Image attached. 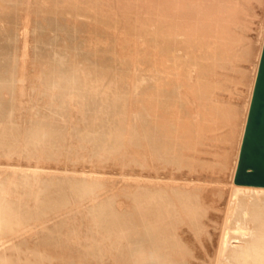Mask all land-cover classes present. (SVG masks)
Listing matches in <instances>:
<instances>
[{"label":"rangeland","instance_id":"374dc122","mask_svg":"<svg viewBox=\"0 0 264 264\" xmlns=\"http://www.w3.org/2000/svg\"><path fill=\"white\" fill-rule=\"evenodd\" d=\"M263 33L264 0H0V129L13 125L14 129L11 126L9 130L12 136L16 135L11 137V140L14 139L12 142L10 139L7 144L0 142V264H120L123 262L120 257L125 252L123 248H127L124 237L128 228L127 231L121 228L126 222L122 223L127 218L126 212L130 211L128 191L131 188L140 191L145 184L143 178L154 182L160 180L158 186L162 188L164 185L179 187L181 184L183 187L185 180H176L180 177H194L199 182L204 180V183L209 179V189H220V193L227 191L218 194V198L214 196V201L209 203L210 208L208 204L203 207L205 221L199 217V226L203 225V228L177 225L173 230L174 240L186 241L184 245L180 244L185 248L188 260L201 264L208 262L206 259H214L217 246L213 252L212 247L214 249L216 240L219 241L220 226L230 212L231 180ZM233 108L237 113L235 119L227 115L230 110L234 111ZM3 116L7 117L5 121ZM161 118L163 123L166 119L162 127L165 135L178 146L180 141L188 143V149L183 153L188 154V160L194 157L191 162L199 161L194 164L196 170H190L192 173H186L189 172L187 168L185 174L181 168L179 172L175 163L166 166L156 162L162 166L158 165L159 168L165 167L160 174L157 173L162 169L157 170L159 168H154L152 164V168H146L153 171L145 168L139 155L143 148L138 146L143 139L142 126L146 120L152 125L155 119ZM15 123L18 132H15ZM30 131L41 133L37 138L35 135L33 143L28 136L35 132ZM46 132L49 139L45 136ZM51 132H60L63 137L52 140L48 134L51 135ZM100 132H107L104 135L107 134L108 138L118 136L122 143L111 144L122 149L114 147L119 150L114 152L110 144L106 146L109 150L105 147L100 150V146L92 142L97 135L103 136ZM24 133H30L26 135L28 140ZM178 134L183 137L178 138ZM84 135L93 137L90 139ZM201 137L204 140L200 141ZM193 148L199 150L196 152ZM109 153L112 160L111 157L108 160ZM130 160L132 167L126 163ZM138 161L142 162V166ZM205 162L215 164H206L209 170L203 169ZM224 163L226 167L223 168ZM200 165L202 170L198 168ZM170 169L173 172L177 170L179 176ZM168 170L172 172H168L169 177ZM74 174L78 179L75 180L77 183L73 180V184L79 186L71 182ZM65 176L73 187L66 183ZM172 176H176L174 180ZM60 178L61 183L57 182ZM62 182H65L64 186H70L62 187ZM154 182L152 186H155ZM48 183L54 184H50L52 188L47 190L45 185L48 186ZM87 183H92L89 186L94 188L93 191ZM122 190L128 194L122 193ZM77 191L84 193L77 195ZM43 198L48 199L46 208ZM94 203L97 205L94 206ZM106 203L117 207L108 208ZM122 204L126 207L125 215ZM9 206L11 209L13 206L15 216L5 215L4 211ZM102 206L107 208V213L100 211L104 210ZM94 210L97 214L101 212L102 219L97 218L94 212V215L91 214ZM113 211L116 215L122 212L120 214L126 218L120 214L119 217H112ZM16 212H20L19 215L24 213V216ZM104 212L110 213L109 219ZM111 217L121 220L116 222ZM106 219L108 224L113 220L111 224L114 227L116 222L119 229L105 225ZM201 220L209 225H204ZM41 226L44 230H40ZM197 229L200 233L206 232L201 234L206 238L203 237L202 242L200 236L196 237L202 245L194 238L200 235L196 233ZM45 231L49 235L46 236ZM121 232L127 233L120 238ZM207 237L212 239H209L210 244ZM50 239L55 240L56 245L51 242V246ZM117 242L120 247L125 245L117 249L118 253L115 251L119 248ZM113 244L117 247H112ZM202 246L211 250L205 252ZM119 252L123 255L120 256ZM46 253L50 254L49 257ZM39 255H43L45 260ZM116 257H119V263Z\"/></svg>","mask_w":264,"mask_h":264},{"label":"bare ground","instance_id":"6f19581e","mask_svg":"<svg viewBox=\"0 0 264 264\" xmlns=\"http://www.w3.org/2000/svg\"><path fill=\"white\" fill-rule=\"evenodd\" d=\"M263 43H264V33H263V37H262V40H261V44H260V48H259V54H258V59H257V62H256V65H255V69H254V76H253V79H252V83H251V96H250V102H251V98H252V93H253V88H254V83H255V79H256V75H257V70H258V66H259V61H260V56H261V52H262V47H263ZM253 50V49H252ZM3 51V50H2ZM1 51V52H2ZM250 51H251V49H250ZM5 52V51H4ZM61 58V57H60ZM164 61V60H163ZM78 68H79V66H78ZM82 68V67H81ZM80 69V68H79ZM60 70H63L62 68L60 69ZM64 70H67V69H65L64 68ZM63 70V71H64ZM77 70V69H76ZM62 71V73H65V72H63ZM79 71H81V70H79ZM67 72V71H66ZM145 79V78H144ZM147 82H149V81H147ZM145 85H146V83H145ZM146 87H147V85L144 87L145 89H146ZM150 90V89H149ZM149 90H146V92H148ZM249 107H250V103H249V105H248V111H249ZM2 109V108H1ZM234 109V108H233ZM4 110H2L1 112H3ZM233 111V110H232ZM231 110L229 111V113L227 114L228 115V118H231V119H235V115L237 114L236 112H235V109H234V111L232 112ZM248 111H246V117H245V123H244V128L242 129V133H241V137H240V142H239V147H238V156H237V159H236V162H235V168H234V173H233V176H232V180H231V184H232V188H231V194H230V199H229V210H230V212H228V214H227V216H225V219L223 220L224 221V224H223V226L221 227L220 226V228H221V232L219 231V233H220V238H218L219 239V241H217L216 240V245L214 246V249H213V247H212V252L215 250V247L217 246V248H216V252L214 253V255H213V257H214V259H211V261H209V259H206V257H204L208 262H210V264H264V187H259V186H245V185H237V184H235L234 183V176H235V172H236V168H237V164H238V159H239V153H240V147H241V143H242V138H243V134H244V130H245V125H246V121H247V116H248ZM2 114V113H1ZM4 114V113H3ZM226 115V116H227ZM4 116L2 117V120H4ZM7 118V117H6ZM5 118V119H6ZM227 119V118H226ZM226 119H224V122L226 123V121H228V119L226 120ZM230 119V120H231ZM162 118L159 120V119H155V122H154V124H150V122H149V120H146V121H144V123H143V129H142V133H143V135L141 136V137H143V139L141 138V141H140V143H139V147H141V149L143 148V150L141 151L140 149V151H141V153L139 154V155H141L142 156V158H143V160H142V162H143V164L145 165V168H146V166L148 167L149 166V168L151 167L150 166V164H152V165H154V168L156 167V169L157 168H159L161 165H159V164H156V162L157 163H160V164H165L166 166H168V165H171L172 166V164H174L175 163V165H177L178 166V168L176 167V166H173V167H176L177 169H178V171H179V169L180 170H182L181 172H185V168H187L186 170H189V172H186V173H192V171L190 172V170H193V168L196 170V168H197V166H195L194 164H196L197 162H199L198 160H195V163L194 162H191L192 160H193V158L189 161L188 160V154L186 155L185 153H183V150H186V149H188V143L187 144H185V142H182V141H180V144H179V146L177 145V144H175V143H173L172 141H171V139L167 136V135H165L166 133L162 130V127H164L163 126V124H165V122H166V119L164 120V123L162 122ZM226 120V121H225ZM5 121V120H4ZM0 122H2L1 121V119H0ZM103 122V121H102ZM102 122H101V124H102ZM2 124H4L5 125V123H2ZM99 124H100V122H99ZM4 125H3V127H4ZM102 125H104L105 126V124H102ZM101 125V126H102ZM7 126V125H6ZM5 126V127H6ZM9 126V128L11 127V126H13V125H8ZM15 126H16V123H15ZM104 126H102V127H104ZM4 127V128H5ZM102 127H100V128H102ZM1 128H2V126H1ZM4 128L2 129L3 131H4ZM9 128L8 127H6V131H2L1 129V133H0V142H5L6 144H7V142L6 141H8L9 139L11 140V137H15L16 135H14V136H12V134H11V131L9 130ZM18 128H19V126H18ZM11 129V128H10ZM14 129V126L12 127V130ZM7 130H9V131H7ZM16 130V131H15ZM14 131L15 132H18L17 131V126H16V129H15ZM101 130V129H100ZM214 129L212 128V131H213ZM13 131V132H14ZM211 131V132H212ZM12 132V133H13ZM14 132V133H15ZM23 132H25V131H23ZM30 132H35V131H30ZM206 132V131H205ZM13 133V134H14ZM22 133V132H21ZM101 133V132H100ZM104 133H107V132H104ZM104 133L102 132L101 134H103V136H100V135H97L96 137H94V138H92L93 136H90L91 138H92V140H90L91 138L89 137V136H87V135H84V136H87L86 138H90L89 140V142L91 143V141L92 142H94L95 141V144L96 145H98V146H100V150H101V148L102 147H105L104 149H106V150H109V149H107L106 148V146L107 145H110L111 143L112 144H114V145H120V143H122L119 139H118V136H113V137H111L110 136V138H108V136H107V134H106V136L104 135ZM20 134V133H19ZM30 134V133H29ZM28 134V135H29ZM39 134H41V133H32V135H31V137L30 136H28L27 135V133H26V135L28 136V138H30L29 140L32 142H34V139H35V135H36V138H37V136L39 135ZM47 134V132L45 133V136L49 139V137H48V135H46ZM49 134V136H51L50 137V139H52V140H56V139H58L59 140V138H61V137H63V135H60V132H51V135H50V133H48ZM18 135V134H17ZM22 135V134H21ZM23 135H25V133L23 134ZM24 136L25 137V139H26V137L27 136ZM42 135H44V134H42ZM42 135H40V136H42ZM74 135V134H73ZM179 135V134H178ZM206 135H208V132L206 133ZM44 136V137H45ZM61 136V137H60ZM75 136V135H74ZM78 136H80L79 134H78ZM214 136V135H213ZM39 137V136H38ZM76 137H77V135H76ZM82 137V136H81ZM178 138L180 137H183V135L182 134H180L179 136H177ZM204 137V136H203ZM203 137H201V138H203ZM210 137V136H209ZM17 138V137H16ZM78 138V137H77ZM83 138V137H82ZM82 138H81V140H82ZM200 138V139H201ZM206 138H207V136H206ZM210 138H212L213 139V137H210ZM39 139V138H38ZM78 139H80V138H78ZM199 139V140H200ZM209 139V138H208ZM14 140V139H13ZM13 140H11V142L13 141ZM26 140H28V139H26ZM83 140H85V139H83ZM202 140H204V138L203 139H201L200 141H202ZM215 140V139H214ZM207 141V140H206ZM208 141H210V140H208ZM212 141V140H211ZM10 142V141H9ZM32 142V143H33ZM5 143H4V148H6L5 147ZM29 143V142H28ZM31 143V144H32ZM94 144V147L96 146ZM111 144V145H112ZM189 146H191L192 147V145H191V143L189 142ZM201 144V143H200ZM9 145V147L11 146L12 147V145L11 144H8ZM7 146V145H6ZM92 146H93V144H92ZM97 146V147H98ZM194 146V145H193ZM196 146V145H195ZM0 147H1V144H0ZM109 148L111 147V146H108ZM112 147H113V145H112ZM111 147V148H112ZM114 147H118V146H114ZM113 147V150L115 149ZM3 148V147H2ZM3 148V149H4ZM118 148H121L120 146L118 147ZM200 148H202V147H200ZM10 149V148H9ZM92 149H93V147H92ZM122 149V148H121ZM189 149H190V147H189ZM192 149V148H191ZM190 149V150H191ZM194 149V148H193ZM196 149H197V146H196ZM204 149V148H203ZM209 149V148H208ZM5 150V149H4ZM96 150H98V154H99V149H97L96 148ZM95 150V152H97ZM106 150H103V152L104 151H106ZM111 150V152H112V149H110ZM119 151L118 149H115L114 150V152L115 151ZM195 150V149H194ZM193 150V151H194ZM199 150V149H198ZM197 150V151H198ZM94 151V150H93ZM122 151V150H121ZM188 151V150H187ZM192 151V150H191ZM196 151V150H195ZM196 151V152H197ZM200 151H202V150H200ZM211 151V149L209 150V152ZM107 152V151H106ZM105 152V153H106ZM110 152V151H109ZM114 152H112L111 154H113ZM204 152H205V149H204ZM203 152V153H204ZM116 153H119V152H116ZM116 153L114 154V156L116 155ZM188 153L190 154L191 152H189L188 151ZM202 153V152H201ZM202 153V154H203ZM206 153V152H205ZM208 153V152H207ZM94 154V153H93ZM106 154H108V153H106ZM120 154V153H119ZM194 154V153H193ZM192 154V155H193ZM109 155H110V153H109ZM197 155H199V153L197 154ZM208 155V154H207ZM206 155V156H207ZM220 155V154H219ZM224 155V154H223ZM108 156V155H107ZM199 156H201V155H199ZM205 156V157H206ZM210 156V155H209ZM225 156V155H224ZM223 156V157H224ZM111 157V160H112V156L110 155L109 157H108V160H109V158ZM115 157H117V156H115ZM118 157H119V155H118ZM120 157H122V156H120ZM140 157V156H139ZM190 157H192V156H190ZM202 157L204 158V155H202ZM211 157V156H210ZM220 157H222V156H220ZM141 158V157H140ZM139 158V160H141ZM197 158V157H196ZM207 158V157H206ZM116 159V161L118 160V158H114V160ZM200 159V158H199ZM202 159V158H201ZM200 159V160H201ZM224 159H225V157H224ZM119 160H120V158H119ZM151 160H153V162H151ZM208 160V159H207ZM206 160V161H207ZM128 161V160H127ZM197 161V162H196ZM204 161V160H203ZM218 161V160H217ZM224 161V160H223ZM222 161V162H223ZM131 162V160L129 161V162H126L127 164H129ZM139 162V161H138ZM142 162H139V163H141V166H142ZM208 162V161H207ZM216 162V161H215ZM126 163H124L125 164V166H126ZM139 163L137 164L138 165V167H139ZM201 163H202V161H201ZM211 163H213V162H211ZM211 163H206L205 162V164L204 165H202V167H203V169H204V167H205V165L207 164V165H211ZM131 164H133V167H134V162L133 163H131ZM213 164H215V163H213ZM212 164V165H213ZM130 165V164H129ZM143 165V166H144ZM157 165V166H156ZM158 165H159V167H158ZM164 165V166H165ZM199 165V164H198ZM219 165V164H218ZM223 165V168L224 167H226V164L224 163V164H222ZM131 166V165H130ZM136 166V165H135ZM140 166V167H141ZM217 166V165H216ZM220 166H221V164H220ZM132 167V166H131ZM162 167V166H161ZM173 167H169V168H173ZM211 167V166H210ZM127 168H129L128 166H127ZM144 168V167H143ZM144 168V169H145ZM148 168V169H149ZM152 168V167H151ZM163 168H165V167H163ZM163 168H159V169H157V170H160V169H162L159 173H157V174H160L161 172H163ZM168 168V167H167ZM184 168V169H183ZM198 168H200L201 170H202V168H201V165L198 167ZM214 168V167H213ZM223 168H222V171H223ZM133 169V168H132ZM142 169V168H141ZM141 169H140V171H141ZM147 169V168H146ZM147 169V170H148ZM155 169V171L156 172H158L157 170ZM170 169V170H171ZM174 169V168H173ZM199 169V170H200ZM205 169H208V168H206L205 167ZM216 169V168H215ZM220 168L218 167V170H219ZM129 170V169H128ZM152 170V169H151ZM150 169H149V171H151ZM167 170V169H166ZM175 170V169H174ZM209 170V169H208ZM213 170V169H212ZM129 171H132L131 169L129 170ZM153 171V170H152ZM164 171H165V169H164ZM172 171V170H171ZM171 171H166V173L168 174V172H171ZM204 171V170H203ZM207 171V170H206ZM216 171V170H215ZM45 172V171H44ZM173 172V171H172ZM171 172V173H172ZM180 172V171H179ZM196 172H198V171H196ZM207 172H209V171H207ZM212 172V171H211ZM219 172H221L220 170L217 172V173H219ZM148 173H150V172H148ZM173 173H175V174H177V170L176 171H174ZM202 173V172H201ZM206 173V172H205ZM146 174V173H145ZM154 174H156V173H153V176H154ZM157 174H156V176H157ZM164 174V177H165V173H163ZM185 174V173H184ZM184 174H183V176H184ZM193 174H194V172H193ZM215 174V173H214ZM214 174H212V176H214ZM49 175V174H48ZM67 176V175H66ZM66 176H65V179L67 180V178H66ZM68 176H71V174H68ZM140 176H141V174H140ZM142 176H143V174H142ZM147 176H148V174H147ZM173 176H174V174H173ZM172 176V177H173ZM177 176H179V174H177ZM189 176H190V174H189ZM194 176H196V174H194ZM200 176H201V174H200ZM203 176H204V174H203ZM221 176V175H220ZM72 177V176H71ZM74 177H75V174H74ZM144 177V176H143ZM163 177V176H162ZM168 177H169V174H168ZM176 177V176H175ZM175 177H173V180L175 179ZM193 177V176H192ZM215 177H217V174H216V176ZM69 178V177H68ZM76 178V179H75ZM74 179H72V184H73V180H74V183L77 181V176L75 177ZM156 178V177H155ZM166 178V177H165ZM171 178V177H170ZM169 178V179H170ZM194 178V177H193ZM193 178H176V180H185V183L184 184H186V185H184L183 187H182V184L179 186V187H176V186H166V185H164V184H162V185H164V187L162 188V186L160 187V186H158L159 185V183L158 182H160V180L157 182H154V181H152L151 179H145V178H143V182H145V184H143L144 185V187L141 189H139L140 191H138V190H136V189H138V188H136L135 190H133V188H131L130 186V188L132 189V190H130V192L128 191V193H129V195H127V196H129L128 197V199H130V201H131V203L129 202V201H127V202H129V206L128 207H130V211H128V212H126V207L125 208H122L123 209V211H124V215H125V212L127 213L125 216L127 217H125L124 215H122V214H120V213H122V212H117V214L119 213L120 214V216L122 217H124V218H126L125 220H122V223L124 222V221H126V222H124L123 224H124V226L126 225H128L127 227H125L124 228V226L122 227V225H121V223H120V225H121V229L123 230V229H125L126 230V228H128L127 230H128V233L127 232H125V234L127 233V236H125L124 237V239H126V240H124L125 242H126V244H127V248L125 249V248H123V247H125V245L124 246H122V247H120V244H119V242H117L119 245H117V246H119V248L116 246V244H113V246L112 247H117V248H112V250L114 249L115 251H116V253H118V251H117V249L119 250L120 248L122 249H124L125 250V252H124V256L122 257L121 256V254H120V252H119V254H120V258H123V262H122V259H120L121 261L120 262H122L123 264H196V263H199V261L198 262H195V263H193V258H192V260L193 261H191L190 259L188 260V256L186 255L187 253H186V250H185V248L183 249V247L181 246V244L183 243V241H179V242H177L176 240H174V237H173V230H174V228L175 227H177V225L179 226V227H181V225L182 226H184V225H186V226H188L189 228L191 227H201V226H199V224H201L200 223V218L202 217V220H204L205 221V218L203 219V217H204V214H203V210H204V208L203 207H207V206H205V204H208L209 206H208V208H210V202H213L214 201V199H215V197L219 194H222L223 192H227V191H221L222 193H220V189H217V190H212V189H209L208 188V186H209V184L207 183L208 182V180H207V182L206 183H204V182H202V181H204V180H202V181H200V182H202V183H200L199 182V180L197 181L196 179H193ZM200 178V177H199ZM203 178H205V177H203ZM210 178V177H209ZM212 178V177H211ZM65 179H63L62 178V180H65ZM71 179V178H70ZM167 179V178H166ZM213 179V178H212ZM220 179V178H219ZM65 180V181H66ZM69 180V179H68ZM68 180H67V182L66 183H69L70 185H72L71 184V182L69 181L68 182ZM76 180V181H75ZM79 180H81V179H79ZM153 180H154V178H153ZM162 180H163V178H162ZM194 180V181H193ZM197 182H196V181ZM50 181V180H49ZM58 181H60V183H61V178H60V180H57V182ZM83 181V180H82ZM81 181V182H82ZM88 181V180H87ZM86 181V182H87ZM141 181V182H142ZM165 181V180H164ZM211 181V180H210ZM53 182V181H52ZM81 182H79L78 181V183H81ZM90 182V181H89ZM151 182V183H150ZM152 182H154V184L153 185H155V186H152L151 184H152ZM192 182V183H191ZM54 183H56V182H54ZM54 183H52V184H54ZM63 183H65V182H62V185H63ZM77 183V182H76ZM84 183V182H83ZM133 183V182H132ZM210 183V182H209ZM46 184V183H45ZM49 184V183H48ZM51 184V183H50ZM50 184L47 186V185H45V187H47V188H45V189H49L48 187H51L50 186ZM51 184V185H52ZM56 184H58V183H56ZM55 184V185H56ZM69 184H66V186H68ZM140 184H142V183H140ZM69 185V186H70ZM74 186H79L78 184H73ZM73 185H72V187H73ZM82 185H84V184H82ZM81 185V186H82ZM87 185H88V183H87ZM86 184H85V186H87ZM89 185H91L92 186V183H89ZM88 185V186H89ZM133 185H135V184H133ZM143 185H140V186H143ZM56 186H61V184L60 185H56ZM56 186H54V187H56ZM66 186H62V187H66ZM85 186H83V187H85ZM94 186V185H93ZM139 186V185H138ZM61 187V188H62ZM90 187V186H89ZM134 187V186H133ZM167 187V188H166ZM52 188V187H51ZM50 188V189H51ZM60 188V189H61ZM68 188V187H67ZM66 188V189H67ZM80 188V187H79ZM86 188H88V187H86ZM128 188V187H127ZM56 189H58V187L56 188ZM69 189V188H68ZM68 189H67V191H68ZM76 189V188H75ZM78 189V188H77ZM81 189H82V187H81ZM81 189H78L79 191H81ZM84 189V188H83ZM92 189H94V188H92ZM91 189V187H90V190H92ZM123 189V188H122ZM44 190V189H43ZM46 190V192H48ZM52 190V189H51ZM50 190V191H51ZM128 190V189H127ZM223 190V189H222ZM224 190H225V188H224ZM53 191H54V189H53ZM57 191V190H56ZM61 191V190H60ZM72 191H74V190H72ZM79 191H77V195H78V193H80ZM83 191V190H82ZM93 191V190H92ZM124 191H126V189L124 190ZM42 192V191H41ZM61 192H64V191H61ZM71 192V191H70ZM84 192H86V190L84 191ZM84 192H82V193H84ZM89 192V191H88ZM122 193H127V192H123V190L121 191ZM229 192V191H228ZM58 193V192H57ZM56 193V196L58 195ZM72 193V192H71ZM82 193H80L81 195H83ZM90 193V192H89ZM122 193H120L121 195H122ZM127 193V194H128ZM70 194V193H69ZM115 194V193H114ZM117 194V193H116ZM42 195H43V193H42ZM45 195V194H44ZM59 195H60V197H61V194L59 193ZM66 195V194H65ZM64 195V193H63V196L64 197H66ZM68 195V194H67ZM76 195V196H77ZM111 195V194H110ZM109 195V196H110ZM224 195V194H223ZM222 195V196H223ZM47 196V195H46ZM46 196H45V198H46ZM48 196H49V192H48ZM74 196V195H73ZM90 196H92V195H90ZM100 196V195H99ZM108 196V195H107ZM215 196V197H214ZM227 197H228V195H226ZM42 197V196H41ZM44 197V196H43ZM59 197V196H58ZM59 197V198H60ZM63 197V198H64ZM68 197V196H67ZM69 197H71V196H69ZM84 197V196H83ZM86 197V196H85ZM101 197V196H100ZM118 197H120L119 196V194H118ZM124 197V195H122V197L121 198H123ZM225 197V196H224ZM49 198V197H48ZM59 198L57 199V200H59ZM77 198V197H76ZM116 198V197H115ZM125 198H127V197H125ZM124 198V199H125ZM217 198H218V196H217ZM222 197H220V199H221ZM44 199V198H43ZM94 199V198H93ZM95 199H96V197H95ZM111 199V197H109V200ZM117 200H118V198H116ZM123 199V200H124ZM227 199V198H226ZM45 200V199H44ZM63 200V199H62ZM71 200V199H70ZM100 200H101V198H100ZM113 200V199H112ZM125 200H127V199H125ZM46 201V200H45ZM44 201V202H45ZM47 201H48V199H47ZM47 201H46V206H45V208L48 206V203H47ZM61 201V200H60ZM84 201V200H83ZM90 201V200H89ZM93 201V200H92ZM103 201V200H102ZM101 201V202H102ZM107 201V200H106ZM106 201H104L103 203H105ZM218 201H219V199H218ZM223 201H224V199H223ZM225 201H227V200H225ZM63 202V201H62ZM67 202V201H66ZM94 202V201H93ZM98 202V201H97ZM96 202V203H97ZM100 202V201H99ZM108 202H110V201H108ZM112 202H115V201H112ZM222 202V201H221ZM57 203H59V202H57ZM103 203H101V204H103ZM219 203V202H218ZM226 203V202H225ZM99 205H101L100 203H98ZM107 205L109 204V203H106ZM124 204H126V201H124ZM128 204V203H127ZM126 204V205H127ZM212 204V203H211ZM221 204V203H220ZM227 204V203H226ZM50 205V204H49ZM94 206H96L95 205V203L93 204ZM98 205V206H99ZM107 205H105V206H107ZM113 205H115V204H112L111 206H107L108 208H111ZM213 205V204H212ZM11 206V205H10ZM9 206V207H10ZM80 206H82V205H80ZM79 206V207H80ZM84 206V205H83ZM87 206V205H86ZM97 206V207H98ZM104 206V205H103ZM102 206V207H103ZM104 206V207H105ZM116 206V205H115ZM216 206V205H215ZM217 206H219V205H217ZM228 206V205H227ZM9 207L7 208L8 210L7 211H4V212H6V216L7 217H10V216H15V214H14V211L12 210L13 209V206H12V209H11V207H10V209H9ZM104 207H103V209H104ZM117 207V206H116ZM220 207V206H219ZM83 208V207H82ZM90 210H92L93 209V207L91 208V207H88ZM99 208H100V206H99ZM98 208V209H99ZM207 208V209H208ZM218 208V207H217ZM85 209V208H84ZM86 209H87V207H86ZM96 209V208H95ZM113 209V208H112ZM115 209V208H114ZM113 209V210H114ZM118 209V208H117ZM121 209V210H122ZM129 208H127V210H128ZM216 209V208H215ZM97 210V209H96ZM211 210V209H210ZM214 210V209H213ZM86 211V210H85ZM89 210H87V212H88ZM99 211V210H98ZM101 212H103V211H106V213H107V208H105L104 210H100ZM114 211H116V210H114ZM113 211V215H112V217L113 216H118V215H116V213ZM217 211H219L218 209H217ZM216 211V212H217ZM92 212H94V214L96 215L97 214V212L95 213V210L94 211H91V214H92ZM101 212H99L100 214H97V218H99L100 216H101ZM109 212V211H108ZM111 212V211H110ZM206 212V211H205ZM216 212H215V214H216ZM17 213V212H16ZM105 213V212H104ZM103 213V214H104ZM105 213V215H107V218L109 219V214H106ZM115 213V214H114ZM208 213L209 214H212V213H210L209 211H208ZM18 214V213H17ZM16 214V215H17ZM19 214H20V212H19ZM18 214V215H19ZM22 214V213H21ZM88 214V213H87ZM94 214H92V215H94ZM103 214H102V216H103ZM202 215V216H201ZM19 216H24V213H23V215H19ZM99 216V217H98ZM105 216H103V218H104ZM110 218V219H113V218ZM119 217V216H118ZM200 217V218H199ZM206 217H207V215H206ZM25 218V217H24ZM101 219H102V217H100ZM114 218H116V217H114ZM210 218V217H209ZM209 218H208V220H209ZM217 218V217H216ZM220 218V217H219ZM224 218V217H223ZM108 219H106V222H104V224L105 223H107V220ZM118 219L119 218H116L114 221H118ZM123 219V218H122ZM212 219V218H211ZM222 219V218H221ZM100 220V219H99ZM113 220H110V224H105V225H108V227L111 225L112 226V224L114 223V221ZM119 220H121V218L119 219ZM202 220H201V222H202ZM207 220V219H206ZM103 221H105L104 219H103ZM113 221V222H112ZM199 221V222H198ZM210 222H214V220L213 221H211V220H209ZM209 221H206V222H209ZM220 221V220H219ZM223 221H222V223H223ZM19 222V221H18ZM115 222V225H116V227H114V226H112V228H118L117 227V223ZM121 222V221H120ZM45 223V222H44ZM112 223V224H111ZM203 224H204V222H202ZM216 223H217V221H216ZM19 224H20V222H19ZM119 224V223H118ZM212 224H215V223H212ZM212 224H211V226H212ZM204 225H209V224H204ZM216 226V225H215ZM185 227V226H184ZM204 226L202 225V227L201 228H203ZM208 228L210 227V226H207ZM41 228H42V226H41ZM46 228V227H45ZM48 228V227H47ZM46 228V229H47ZM206 228V227H205ZM40 229V228H39ZM107 229V228H106ZM109 229V228H108ZM107 229V230H108ZM119 229V228H118ZM182 229H184V228H182ZM216 229H218V230H220L219 228H217L216 227ZM40 230H44L43 228L42 229H40ZM50 230V228L48 229V231ZM109 230H111V229H109ZM108 230V231H109ZM113 230V229H112ZM111 230V231H112ZM122 230H118V232L119 231H122ZM124 230V231H125ZM126 230V231H127ZM194 230H196V228H194ZM193 230V231H194ZM198 230V229H197ZM199 230H200V228H199ZM198 230V231H199ZM204 230V229H203ZM208 230V229H207ZM213 230H215V229H213ZM115 231V230H114ZM124 231H122V232H124ZM186 231V230H185ZM189 232H190V229L188 230ZM196 232V233H200V231L199 232ZM40 232V231H39ZM47 231H45V235L46 234H48L49 235V232H51V230L48 232V233H46ZM120 233V238H121V236L122 235H125V234H123V233ZM181 232H183L184 233V231H181ZM181 232H180V234H181ZM204 232H205V230H204ZM204 232H202L203 234H205ZM213 232H216V231H213ZM179 233V231L177 232V234ZM193 233H195V232H193ZM202 233H200V235H198V234H194V235H198V236H193L194 238H196V237H201V234ZM218 233V234H219ZM217 234V235H218ZM25 235V234H24ZM23 235V236H24ZM53 235V234H52ZM175 235H176V232H175ZM184 235V234H183ZM183 235H181L182 236V239L184 238L183 237ZM214 235V234H213ZM213 235H211V236H213ZM25 236H27V234L25 235ZM47 236V235H46ZM207 236H208V233H207ZM49 237V236H48ZM56 237V236H55ZM176 237V236H175ZM204 236H202L201 237V239H199V240H201V242H202V240H204V239H202ZM15 238V237H14ZM17 238V237H16ZM18 238H19V236H18ZM49 238H51V237H49ZM52 238H54V237H52ZM185 238L187 239H189V237H186L185 236ZM205 238V237H204ZM208 238V240L210 239V237H207ZM211 238H213V237H211ZM20 239H22V238H20ZM20 239H19V241H20ZM24 239V238H23ZM22 239V240H23ZM56 239V238H55ZM58 239V238H57ZM116 239V241H118L117 240V237L115 238ZM118 239H119V237H118ZM176 239H178V238H176ZM180 239V238H179ZM197 238L195 239L196 241H199ZM206 239V238H205ZM216 239V238H215ZM215 239H214V241H215ZM48 240V239H47ZM47 240H46V242H47ZM50 240H52V239H50ZM49 240V242H50V245H51V242H52V245H53V243L56 245V243H55V240H52V241H50ZM120 240V239H119ZM191 240H193L192 238H191ZM190 240V241H191ZM210 240H212V239H210ZM210 240H209V244H210ZM9 241H11V240H9ZM116 241H114V242H116ZM122 241V243H123V239L121 240ZM196 241H195V243H196ZM207 241V240H206ZM17 242H18V240H17ZM124 242V243H125ZM180 242H181V244H180ZM186 241L184 240V243H185ZM200 242V241H199ZM198 242V243H199ZM200 242V243H201ZM218 242V243H217ZM58 243H59V241H58ZM184 243H183V245H184ZM204 243V242H203ZM212 243V242H211ZM10 244V243H9ZM187 244V243H186ZM189 244V243H188ZM218 244V245H217ZM13 245V244H12ZM51 245V246H52ZM191 245V244H190ZM199 245V244H198ZM201 245H202V243H201ZM206 245V244H205ZM212 245V244H211ZM211 245L209 246L210 248H211ZM187 246V245H186ZM186 246H184V247H186ZM192 246H193V244H192ZM195 246V245H194ZM203 246H204V244H203ZM202 246V249H204V251L206 252V250H211V249H206L205 250V248ZM207 246V245H206ZM205 246V247H206ZM2 247V246H1ZM8 248V247H7ZM58 249L60 248V243H59V247H57ZM186 248H188V247H186ZM191 248H193V247H191ZM195 248V247H194ZM200 248V247H199ZM199 248H197V249H199ZM3 249V248H2ZM9 249V248H8ZM12 249H14V248H12ZM189 250H190V248H188ZM197 249H195V251H197ZM10 250V249H9ZM55 250H56V248H55ZM113 250V251H114ZM123 250V251H124ZM185 250V251H184ZM3 251H4V249H3ZM13 251V250H12ZM120 251H122V250H120ZM188 251V250H187ZM191 251V250H190ZM189 251V252H190ZM195 251H194V253H195ZM201 251V250H200ZM9 252V251H8ZM15 252V251H14ZM58 253V252H57ZM186 253V254H185ZM198 254H199V252H197ZM16 254V253H15ZM43 254V253H42ZM60 254V253H59ZM112 254V253H111ZM114 254H115V252H114ZM192 254H193V250H192ZM196 254V253H195ZM212 254V253H211ZM44 255V254H43ZM43 255L41 256V255H39V256H41L43 259H44V257H43ZM46 255H47V253H46ZM50 255V254H49ZM49 255H47V257H49ZM53 255V254H52ZM113 255V254H112ZM111 255V256H112ZM118 255V254H117ZM116 255V256H117ZM123 255V254H122ZM189 255H191V253H189ZM210 255V254H209ZM21 256V255H20ZM35 256V255H34ZM198 256H200V255H198ZM206 256H208V255H206ZM8 257V256H7ZM16 257V256H15ZM63 257V256H62ZM62 257H59V258H62ZM114 257V256H113ZM119 257L117 258L118 259V263H119ZM191 257H195V256H192L191 255ZM191 257H189V258H191ZM9 258V257H8ZM34 258H36V257H34ZM52 258H53V256H52ZM197 258V257H196ZM201 258V257H200ZM204 258H203V260H204ZM208 258V257H207ZM211 258V257H210ZM15 259H17L18 260V257H16ZM24 259V258H23ZM25 260H26V257H25ZM30 260H31V258H30ZM33 260V259H32ZM45 260V259H44ZM43 260V261H44ZM53 260V259H52ZM59 260H61V259H59ZM58 260V261H59ZM69 260V259H68ZM113 260H115V258L113 259ZM199 260V259H198ZM202 260V259H201ZM200 260V261H201ZM20 261V260H19ZM18 261V262H19ZM48 261H49V259H48ZM64 261V260H63ZM109 261H110V259H109ZM196 261H197V259H196ZM12 262V261H11ZM10 262V263H11ZM15 262V261H14ZM13 262V263H14ZM21 262H23V261H21ZM27 262V261H26ZM29 262V261H28ZM32 262V261H31ZM39 261H37V263H38ZM46 262H47V259H46ZM72 262V261H71ZM76 262V261H75ZM204 262V261H203ZM208 262H206L207 264H208ZM24 263V262H23ZM34 262H32V264H33ZM68 264H69V262H67ZM79 263V262H78ZM117 263V262H116ZM116 263H114V264H116ZM122 263H120V264H122ZM201 263V262H200ZM205 263V262H204ZM204 263H201V264H204ZM205 263V264H206ZM27 264V263H26ZM30 264V263H29ZM39 264H41L40 262H39ZM46 264V263H45ZM59 264V263H58ZM65 264V263H64ZM71 264V263H70ZM73 264V263H72Z\"/></svg>","mask_w":264,"mask_h":264},{"label":"water","instance_id":"95a60500","mask_svg":"<svg viewBox=\"0 0 264 264\" xmlns=\"http://www.w3.org/2000/svg\"><path fill=\"white\" fill-rule=\"evenodd\" d=\"M234 183L264 187V43L240 147Z\"/></svg>","mask_w":264,"mask_h":264}]
</instances>
